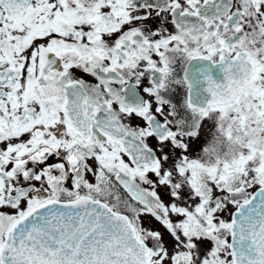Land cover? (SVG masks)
Wrapping results in <instances>:
<instances>
[{"label":"snow or ice","instance_id":"1","mask_svg":"<svg viewBox=\"0 0 264 264\" xmlns=\"http://www.w3.org/2000/svg\"><path fill=\"white\" fill-rule=\"evenodd\" d=\"M0 264H264V0H0Z\"/></svg>","mask_w":264,"mask_h":264}]
</instances>
